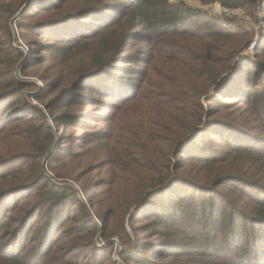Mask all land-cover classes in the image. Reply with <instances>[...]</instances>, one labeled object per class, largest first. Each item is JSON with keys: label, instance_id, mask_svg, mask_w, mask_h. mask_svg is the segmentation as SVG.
Here are the masks:
<instances>
[{"label": "trees", "instance_id": "trees-1", "mask_svg": "<svg viewBox=\"0 0 264 264\" xmlns=\"http://www.w3.org/2000/svg\"><path fill=\"white\" fill-rule=\"evenodd\" d=\"M231 22L0 0V264H120L112 238L121 264H264V37Z\"/></svg>", "mask_w": 264, "mask_h": 264}, {"label": "rangeland", "instance_id": "rangeland-1", "mask_svg": "<svg viewBox=\"0 0 264 264\" xmlns=\"http://www.w3.org/2000/svg\"><path fill=\"white\" fill-rule=\"evenodd\" d=\"M170 1L175 2V3L182 1L190 7L198 8V9L207 11L209 13H213L218 17H227V18L231 19V21H232L231 24L233 26L240 27L244 30H250L251 29L253 32L254 38H256L254 40H259V38H257L259 32L264 37V13H261L258 9L254 10V12H253L254 16L257 19H260V21L257 22L256 20L253 19L252 15H250L247 11H245L244 9H241V8H238V9L223 8L222 10H218L214 6L215 3L210 4V5H201L198 0H170ZM18 12L16 14H18ZM13 17H11L10 20L8 21V24H10L11 28H12V25H11L12 22L11 21H13ZM33 80L38 85H40V87L42 86L40 81L35 80V79H33ZM34 104H37V103L34 102ZM37 106H39V105L37 104ZM112 239L116 240V242H117V244L115 245L114 250H113L114 260H116V262L121 264V261H120L118 255L116 254V252L118 253L120 251L121 246H120L117 238H112ZM101 242L102 241L97 239L96 245H98V246L105 245V243H101Z\"/></svg>", "mask_w": 264, "mask_h": 264}, {"label": "built area", "instance_id": "built-area-1", "mask_svg": "<svg viewBox=\"0 0 264 264\" xmlns=\"http://www.w3.org/2000/svg\"><path fill=\"white\" fill-rule=\"evenodd\" d=\"M256 45H257V40H254L251 47H250V51H253V49L255 48Z\"/></svg>", "mask_w": 264, "mask_h": 264}, {"label": "bare ground", "instance_id": "bare-ground-1", "mask_svg": "<svg viewBox=\"0 0 264 264\" xmlns=\"http://www.w3.org/2000/svg\"><path fill=\"white\" fill-rule=\"evenodd\" d=\"M214 6H215L216 9H218V10H222V9H223L218 3H215Z\"/></svg>", "mask_w": 264, "mask_h": 264}]
</instances>
